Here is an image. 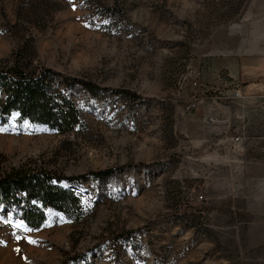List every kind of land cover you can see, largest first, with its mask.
<instances>
[{"label":"rangeland","instance_id":"obj_1","mask_svg":"<svg viewBox=\"0 0 264 264\" xmlns=\"http://www.w3.org/2000/svg\"><path fill=\"white\" fill-rule=\"evenodd\" d=\"M260 37L264 0H0V62L30 50L34 67L144 99L76 87L70 133L0 120L6 169L89 176L65 184L80 220L49 210L34 231L0 207V264H264L254 198L215 193L205 56Z\"/></svg>","mask_w":264,"mask_h":264},{"label":"trees","instance_id":"obj_2","mask_svg":"<svg viewBox=\"0 0 264 264\" xmlns=\"http://www.w3.org/2000/svg\"><path fill=\"white\" fill-rule=\"evenodd\" d=\"M31 51L15 55V61L0 62V120L18 115L21 121L48 127L58 133H70L82 124V110L72 100L70 91L83 88L93 96L104 92L121 94L133 101L144 102L136 93L111 90L69 78L49 68L34 67ZM116 171L91 172L94 179L105 180ZM89 176L69 177L35 166L6 169L5 157L0 154V207L16 210V218L31 230L47 222L49 210L77 221L82 219L84 205L81 196L65 184H81ZM131 234L115 235V240ZM71 261V260H70ZM68 260V264L70 263Z\"/></svg>","mask_w":264,"mask_h":264},{"label":"crops","instance_id":"obj_3","mask_svg":"<svg viewBox=\"0 0 264 264\" xmlns=\"http://www.w3.org/2000/svg\"><path fill=\"white\" fill-rule=\"evenodd\" d=\"M205 56L215 193L249 192L264 242V37L207 44Z\"/></svg>","mask_w":264,"mask_h":264},{"label":"built area","instance_id":"obj_4","mask_svg":"<svg viewBox=\"0 0 264 264\" xmlns=\"http://www.w3.org/2000/svg\"><path fill=\"white\" fill-rule=\"evenodd\" d=\"M234 97H237V98H238V97H241V95H240V93H239L238 91H236V92L234 93ZM218 98H221V96H219ZM222 98H223V97H222ZM222 98H221V99H222ZM239 139H240L239 136L235 138L236 141H238Z\"/></svg>","mask_w":264,"mask_h":264}]
</instances>
